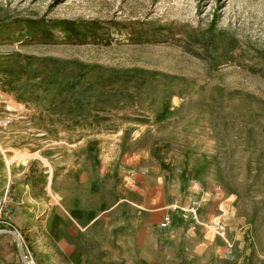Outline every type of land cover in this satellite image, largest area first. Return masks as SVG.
<instances>
[{
	"label": "rangeland",
	"instance_id": "obj_1",
	"mask_svg": "<svg viewBox=\"0 0 264 264\" xmlns=\"http://www.w3.org/2000/svg\"><path fill=\"white\" fill-rule=\"evenodd\" d=\"M0 119L8 164L128 160L172 264H264V0H0Z\"/></svg>",
	"mask_w": 264,
	"mask_h": 264
},
{
	"label": "crops",
	"instance_id": "obj_2",
	"mask_svg": "<svg viewBox=\"0 0 264 264\" xmlns=\"http://www.w3.org/2000/svg\"><path fill=\"white\" fill-rule=\"evenodd\" d=\"M106 161L99 157L92 165L89 149L77 145L66 159L53 161L48 173L35 158L8 164L0 155V199L38 264H172L177 259L174 239L159 227L170 214L168 202L148 198L154 182L144 179L140 189L139 174L130 176L128 160L118 162V175L107 176ZM21 261L14 236L0 231V264Z\"/></svg>",
	"mask_w": 264,
	"mask_h": 264
},
{
	"label": "built area",
	"instance_id": "obj_3",
	"mask_svg": "<svg viewBox=\"0 0 264 264\" xmlns=\"http://www.w3.org/2000/svg\"><path fill=\"white\" fill-rule=\"evenodd\" d=\"M8 123H9V120L0 119V127H7ZM171 222H172L171 216L169 214H166L163 220L161 221L160 225L161 227L166 228L170 226ZM1 228L15 230L13 223L8 216V212L5 207V201L2 199H0V230ZM211 228L224 233V225H221V224H217V226L211 225ZM26 261H27L26 264H38L33 254L30 251H26ZM10 264H24V263L21 261L19 263H10Z\"/></svg>",
	"mask_w": 264,
	"mask_h": 264
},
{
	"label": "water",
	"instance_id": "obj_4",
	"mask_svg": "<svg viewBox=\"0 0 264 264\" xmlns=\"http://www.w3.org/2000/svg\"><path fill=\"white\" fill-rule=\"evenodd\" d=\"M1 232H6L8 234H11L14 236V238L16 239L17 243H18V246H19V253L21 255V258H22V262L24 264H26V251H25V248L22 244V240L19 236V234L15 231V230H11V229H2L0 230Z\"/></svg>",
	"mask_w": 264,
	"mask_h": 264
}]
</instances>
